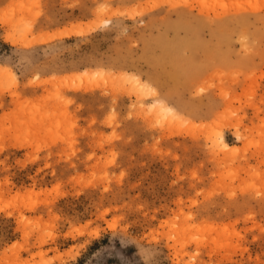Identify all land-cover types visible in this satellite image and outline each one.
<instances>
[{"label": "rangeland", "instance_id": "rangeland-1", "mask_svg": "<svg viewBox=\"0 0 264 264\" xmlns=\"http://www.w3.org/2000/svg\"><path fill=\"white\" fill-rule=\"evenodd\" d=\"M0 66V264H264V0H0Z\"/></svg>", "mask_w": 264, "mask_h": 264}, {"label": "bare ground", "instance_id": "bare-ground-1", "mask_svg": "<svg viewBox=\"0 0 264 264\" xmlns=\"http://www.w3.org/2000/svg\"><path fill=\"white\" fill-rule=\"evenodd\" d=\"M75 31V30H74ZM73 31V32H74ZM73 32H71V31H69V30H63L61 33L62 34H60V36H62V35H70L71 33H73ZM76 32V31H75ZM7 70V68L5 67V66H0V72H5ZM162 110H164L165 112H169V113H171L170 111H172L171 109H167V108H165L164 106H162V108H161ZM172 114V113H171Z\"/></svg>", "mask_w": 264, "mask_h": 264}]
</instances>
